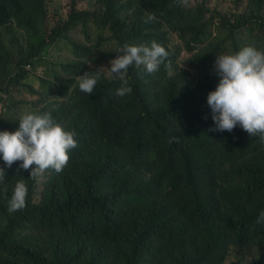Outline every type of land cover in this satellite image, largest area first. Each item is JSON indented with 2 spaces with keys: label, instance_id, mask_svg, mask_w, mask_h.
I'll list each match as a JSON object with an SVG mask.
<instances>
[{
  "label": "trees",
  "instance_id": "obj_1",
  "mask_svg": "<svg viewBox=\"0 0 264 264\" xmlns=\"http://www.w3.org/2000/svg\"><path fill=\"white\" fill-rule=\"evenodd\" d=\"M100 1L103 6L86 10L69 0L70 17L61 30L92 25L99 34L107 29L111 38L126 40L131 37L121 27L127 18L144 14L163 38L172 31L190 45L189 26L213 19L221 25L213 47H196L199 52L217 56L250 44L264 49V0H250L242 9L209 7L203 0ZM46 11L45 0H0V93L24 85L22 66L33 62L29 53L16 70L11 67L3 47L5 26L42 21ZM56 29L53 38L61 32ZM74 50V56H84ZM198 64L205 79L217 84L210 58L202 55ZM61 66L27 89L37 108L32 111L50 112L74 129L79 146L65 170L43 171L38 198L36 174L30 176L35 165L26 170L16 161L6 169L0 185V264H264V234L247 221L264 208V194L254 197L253 181L264 178V153L255 136L239 126L234 133L210 134L192 123L195 111L187 120L189 133L167 140L164 129L149 135L140 121L143 102L135 82L129 80L132 93L117 109L101 94L119 81H109L102 71L94 93L58 106L54 93H66L71 85L81 91L75 79L81 64ZM0 130L16 129L0 118ZM93 137L100 140L95 153L86 145ZM21 179L28 186L26 206L9 213L8 200ZM260 246L261 251L254 248Z\"/></svg>",
  "mask_w": 264,
  "mask_h": 264
},
{
  "label": "clouds",
  "instance_id": "obj_2",
  "mask_svg": "<svg viewBox=\"0 0 264 264\" xmlns=\"http://www.w3.org/2000/svg\"><path fill=\"white\" fill-rule=\"evenodd\" d=\"M249 1L246 0L245 5ZM68 14L69 11L55 24L58 27L56 30L61 31L57 38H53V27L47 28L50 24L46 22V17L25 27L12 21L3 31V47H11L16 53L13 62L15 70L18 61L33 53V62L22 66L29 81L45 77L50 69H61L62 64L69 67L81 64L80 73L75 78L79 81L81 91H75L74 85H71L66 93H54L52 99L58 106L68 103L72 97L94 93L102 76L101 69H104L109 74V81L118 80L119 84L109 85L101 96L117 109H120L122 97L132 93L129 80L135 82L139 89L137 94L143 102L140 121L148 126L149 135L164 129L167 140L189 133L191 124L188 126L187 120L195 111L192 123L203 127L210 134L224 130L234 133L239 126L250 136H255L252 140L259 143L264 153V49L250 44L238 51L217 56L202 53L196 47H213L215 33L221 26L213 19H197L194 26H189L187 37L193 44L186 45L172 31L163 38L153 26L152 17L142 14L127 18L121 27V32L131 37L126 40L111 38V30L105 29L103 34H99L92 25L82 29L74 24V31L81 32L82 39L92 38L89 49L95 48L100 54L97 63L102 68L88 72L95 66L89 60V54L83 51L80 42L70 38L74 32L62 31V27H59L65 25L70 17ZM57 42L70 45L74 58L71 62L46 63L44 57L54 50ZM74 48L84 56H74ZM202 55L210 58L213 77H218L217 84L208 82L204 77L205 72H200L202 67L198 60ZM38 60L42 61L39 65ZM7 92H1V97ZM2 102L3 97L0 108L3 107ZM2 122L16 130H0V160L4 162V166L0 167V185L7 177L6 169L14 162L20 161L19 168L26 170L35 165L31 168L30 176L36 174V197L43 188L44 170L51 168L60 172L69 165L79 146L77 132L66 128L60 121L58 123L52 113L47 111L24 110L19 118L11 122L2 119ZM151 143L157 148L163 145L155 141ZM99 144L100 140L95 137L86 140L87 147L92 148L93 153ZM193 150L192 146L189 156ZM253 185L255 188L258 186L254 197H263L264 178L253 181ZM27 195V184L23 179L17 180L8 200L7 211L14 213L23 209ZM247 221L260 235L264 234V208H259ZM254 248L261 251V246Z\"/></svg>",
  "mask_w": 264,
  "mask_h": 264
},
{
  "label": "rangeland",
  "instance_id": "obj_3",
  "mask_svg": "<svg viewBox=\"0 0 264 264\" xmlns=\"http://www.w3.org/2000/svg\"><path fill=\"white\" fill-rule=\"evenodd\" d=\"M209 7H218L221 9H234L238 6L239 3L241 5L239 6V9H242L245 5L246 0H203ZM239 2V3H238ZM46 6H47V15H46V22H48L50 25L48 27H54L56 22L60 18H64L68 13L69 8V0H45ZM103 6L101 4L100 0H76V7L77 8H86L91 9L94 7H100ZM71 39H73L76 42H80L82 49L84 52L89 54V60L91 63H93L95 66H93L96 69L102 68L101 64L97 63V59L100 56L98 51L93 48L89 49L90 43L92 41V38L82 39L81 32L74 31V33L70 36ZM7 46V44L5 45ZM7 53L10 55V63L11 67H13V62L16 57L15 50L11 47L6 48ZM46 59V63L52 61V62H71L74 58L71 53V47L69 44H66L64 42H57L56 47L53 51L48 52V55L44 57ZM47 67V64H46ZM102 72H104L106 75H109L106 73L104 69H101ZM31 82H34V85H37L36 79L31 80ZM30 81H26L24 85L22 86H16V88L13 89L9 88V91L7 93H3V107L0 108V118L3 119L6 122H11L17 118H19V115L24 110H34L37 108L31 107V102L35 101L34 95L31 94V92L27 89L32 83ZM258 188V186L256 187ZM38 198V195L35 197Z\"/></svg>",
  "mask_w": 264,
  "mask_h": 264
}]
</instances>
